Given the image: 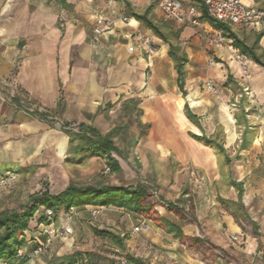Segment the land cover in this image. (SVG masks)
<instances>
[{
  "label": "crops",
  "instance_id": "crops-1",
  "mask_svg": "<svg viewBox=\"0 0 264 264\" xmlns=\"http://www.w3.org/2000/svg\"><path fill=\"white\" fill-rule=\"evenodd\" d=\"M127 1L129 8L121 0H0V169L29 162V149L59 159L66 145L74 149V133L84 124L111 133L116 154L134 150L143 174L122 185H143L149 206L144 212L93 204L61 210L52 226L70 232L30 255L48 237L40 207L21 237L24 261L119 264L124 256L128 264H264V68L249 58L246 83L232 40L221 48L207 42L221 30L204 19L200 27L177 23L187 58L182 94L169 45L132 16L148 9L159 26L165 19L158 0ZM251 3L264 7V0ZM96 14L114 25L93 40ZM229 25L264 58V22ZM136 32L155 43L154 53L134 41ZM207 80L216 93L205 89ZM246 84L250 95L243 92ZM53 119L62 126L51 127ZM193 135L216 139L225 152ZM194 174L201 185L192 182ZM233 182L241 186L239 200ZM149 184L156 200L149 201ZM93 228L118 242L94 235Z\"/></svg>",
  "mask_w": 264,
  "mask_h": 264
},
{
  "label": "trees",
  "instance_id": "trees-1",
  "mask_svg": "<svg viewBox=\"0 0 264 264\" xmlns=\"http://www.w3.org/2000/svg\"><path fill=\"white\" fill-rule=\"evenodd\" d=\"M124 6H130L127 0H121ZM148 9L143 13H136L132 11V16L140 20L148 28H150L158 37L169 45L168 55L174 62V68L177 73L178 86L184 94L183 85L186 75L185 63L187 61L185 53L180 49L178 43H173L168 36L148 17ZM202 19L208 21L216 29L222 31L226 38L232 40L231 44L244 54L247 58L254 60L264 68V58L261 54L255 51L256 43L248 45L244 40L239 38L232 30L229 24L215 20L208 16L203 10ZM184 112L191 121H195L194 115L190 113L187 106L184 107ZM43 116L41 113H38ZM78 139L75 144L76 154L84 153L101 156L105 158L107 166L111 171H120V166L117 160L111 155L112 152H117V148L111 141V133L100 134L92 126L79 124L77 132L74 133ZM197 140L204 142L206 145L214 146L218 154L224 153L225 150L222 144L216 139L193 135ZM226 160L229 159L226 156ZM2 168L1 170H3ZM238 190V200L241 197L242 189L239 183L233 182ZM147 196L146 188L137 183L134 186L110 185V184H77L69 183L62 190L58 192H51L48 187L30 193L28 195L27 203L19 211L5 210L0 212V260L11 259L14 257L18 247H21V237L23 231L28 227L29 220L34 216L36 211L43 207V216H46L45 210H51L53 216L59 211H68L71 207L81 206L85 204L101 205V206H116L122 207L130 211L140 212L149 210L148 205H144L143 201ZM169 208L170 205L165 203ZM240 204V203H234ZM96 236H103L118 242V237L112 233L92 229ZM129 260H132L131 258Z\"/></svg>",
  "mask_w": 264,
  "mask_h": 264
},
{
  "label": "rangeland",
  "instance_id": "rangeland-1",
  "mask_svg": "<svg viewBox=\"0 0 264 264\" xmlns=\"http://www.w3.org/2000/svg\"><path fill=\"white\" fill-rule=\"evenodd\" d=\"M157 23L168 38L173 43H178L182 49L183 44L179 38L178 24L163 19ZM51 121V127L60 128L62 126L61 121L54 119ZM112 122L121 123L120 113L116 118H113ZM65 131L69 130L65 129ZM70 136L73 137L74 135L71 134ZM65 137L67 136L65 135ZM74 140L77 141L76 135ZM0 143L2 146V140ZM27 151L29 162L19 161L18 167L5 165L3 170L0 169V212L5 210L19 211L27 203L30 193L45 187L54 193L62 190L69 183L125 185L129 181L133 182L135 177L142 173L134 150L128 152L119 150L117 154L112 152L125 170L129 171L132 168L134 171L133 176L128 175L127 177L126 172L124 173L122 170L111 171L105 158L87 153L78 155L75 149H68L67 145L59 159L56 158L55 152H50L53 153L50 154L46 153V150L39 149ZM2 162L0 160V164ZM9 163L11 166L14 164ZM148 188L149 201L156 200L154 186L149 184Z\"/></svg>",
  "mask_w": 264,
  "mask_h": 264
},
{
  "label": "built area",
  "instance_id": "built-area-1",
  "mask_svg": "<svg viewBox=\"0 0 264 264\" xmlns=\"http://www.w3.org/2000/svg\"><path fill=\"white\" fill-rule=\"evenodd\" d=\"M252 0H194L192 2H186L185 0H158V7L165 20L173 21L179 24H187L192 27H200L202 25V12L205 10L206 14L217 21L237 24V25H251L259 24L264 22V7L255 8L253 7ZM59 19L64 20L63 15L59 16ZM119 19L128 23L129 17L122 15ZM95 27L93 29V40H98L103 31L109 30L113 27L114 21L110 18L104 17L101 14H96L95 16ZM134 41L139 43L143 50L152 54L156 51L155 43L150 40L147 35L143 33L136 32L132 35ZM207 42L209 45L215 48H221L227 44V39L222 32H216L213 36L207 37ZM133 45H129L128 49L133 50ZM235 60L239 64L241 69V74L243 80L248 83L251 73L249 69V58L246 56L236 53L234 55ZM204 87L210 92H217L216 87L213 85L211 80L204 82ZM243 92L250 95L251 90L248 84L243 86ZM192 182L196 185H201L203 183L202 178L194 174L192 177ZM46 216L48 217L49 223L45 228L47 233V241L44 245L34 248L30 255H36L47 248L48 243L51 238L56 235H64L70 232L69 227H64L63 229L57 230L52 226V212L49 209L45 210ZM97 214V210H92L91 215ZM139 225L134 227V230L139 229ZM234 240L237 239L236 236L232 237ZM24 251L22 247H18L16 253L11 259H1L0 264H27L24 261ZM119 264H128L129 261L126 257H120ZM76 264H81L80 262Z\"/></svg>",
  "mask_w": 264,
  "mask_h": 264
}]
</instances>
